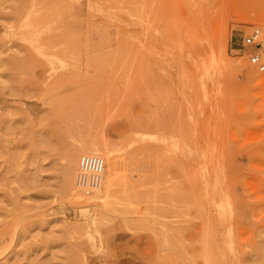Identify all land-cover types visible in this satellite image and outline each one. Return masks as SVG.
Instances as JSON below:
<instances>
[{"label": "rangeland", "instance_id": "374dc122", "mask_svg": "<svg viewBox=\"0 0 264 264\" xmlns=\"http://www.w3.org/2000/svg\"><path fill=\"white\" fill-rule=\"evenodd\" d=\"M253 28L264 0H0V264H264ZM95 144L100 203L65 173Z\"/></svg>", "mask_w": 264, "mask_h": 264}, {"label": "bare ground", "instance_id": "6f19581e", "mask_svg": "<svg viewBox=\"0 0 264 264\" xmlns=\"http://www.w3.org/2000/svg\"><path fill=\"white\" fill-rule=\"evenodd\" d=\"M252 66V65H251ZM78 151V152H77ZM76 152L77 153H72L73 151L69 152L68 155H67V160H68V166L65 168V173L67 175V177H71L70 176V170L73 169V173L74 175L76 174L77 172V175H78V165H77V162L79 164V161L82 157L84 156H88L89 154L95 156V155H102V156H105V160L103 158L102 161H103V170H102V174H101V179H100V184H99V187L96 189V190H92L91 192H88L86 193L84 190H81L79 189L77 186L75 187V185L73 186V183L72 181L70 180H73L72 179H67L66 183L64 184V189L65 191H72L74 190V187L77 188L78 191H80L82 194H85V195H90L92 193H94L92 196H84L82 194L79 193L76 194V196L79 198V199H82L83 197H91L92 201H99V203L101 201H105V200H108L106 199L108 197V189L109 188V178L111 177L113 180L114 176H113V167L116 165V162L112 159V156H110V153L107 152V149L105 146L101 145V144H95L93 147H91L90 149H78ZM144 152H148L147 149L144 150ZM83 155V156H82ZM80 158V159H79ZM79 160V161H78ZM127 163H131L134 168L132 169V172L130 173V178L129 180L131 181L132 178L136 179L137 181H139V183H141L142 185H144L146 187V189L144 191H141V192H138V193H135L134 195H131L130 196V200L133 202V203H140V202H145V201H148L150 198H152V195H154L149 189V185L150 183H152L154 180L153 178L149 175L148 173V170L150 168V163L149 162H145V163H142V162H139V152H136L132 155V157L130 158V160L127 161ZM115 171V170H114ZM104 173L107 175V178L108 179H105V181L103 182V177L105 176ZM214 174V173H213ZM74 177V176H73ZM65 180V179H64ZM115 182V179L113 180ZM112 181V182H113ZM103 185V187H102ZM222 186V184H221ZM102 187V190H100ZM142 189V188H141ZM214 190V189H213ZM220 190V189H219ZM75 191V190H74ZM77 192V191H75ZM226 192V191H225ZM78 193V192H77ZM227 193V192H226ZM182 194V193H181ZM219 194V193H218ZM71 196V194H69ZM224 195V197L226 198V195L225 194H222ZM221 195V196H222ZM69 196V197H70ZM177 196V195H176ZM75 197V196H74ZM71 198V197H70ZM87 198V199H88ZM174 198V197H173ZM181 196H180V193L177 197V199H180ZM223 198V197H222ZM75 199V198H74ZM86 199V198H85ZM112 199V197L110 198ZM220 200V199H219ZM225 200V199H223ZM227 200V198H226ZM225 200V201H226ZM221 202V201H220ZM219 202V203H220ZM218 203V204H219ZM144 204V203H143ZM225 204V203H224ZM226 205V204H225ZM228 205V203H227ZM167 205L165 204V207ZM164 207V205H163ZM220 207V206H219ZM227 208V206H225ZM229 207V206H228ZM219 209V208H218ZM220 211L223 210V209H219ZM222 212V211H221ZM228 212V211H226ZM223 213V212H222ZM220 213L222 216L224 214ZM223 218V217H222ZM139 226L141 225H137L136 227L139 228ZM264 247V243H262L261 245H259V249L260 248H263Z\"/></svg>", "mask_w": 264, "mask_h": 264}, {"label": "built area", "instance_id": "2783aa9c", "mask_svg": "<svg viewBox=\"0 0 264 264\" xmlns=\"http://www.w3.org/2000/svg\"><path fill=\"white\" fill-rule=\"evenodd\" d=\"M261 32L253 28L250 33L242 39V46L249 49L248 61L250 65L260 72H264V51L261 48ZM78 175L76 186L86 193L99 187L103 170V161L98 156L88 155L80 159L78 164Z\"/></svg>", "mask_w": 264, "mask_h": 264}]
</instances>
